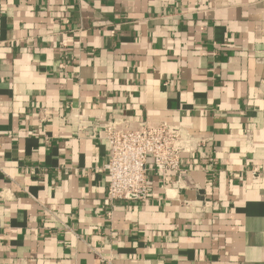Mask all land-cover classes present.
<instances>
[{"label":"crops","instance_id":"0c3cea01","mask_svg":"<svg viewBox=\"0 0 264 264\" xmlns=\"http://www.w3.org/2000/svg\"><path fill=\"white\" fill-rule=\"evenodd\" d=\"M115 115L208 141L112 203ZM0 264H264V0H0Z\"/></svg>","mask_w":264,"mask_h":264},{"label":"built area","instance_id":"2783aa9c","mask_svg":"<svg viewBox=\"0 0 264 264\" xmlns=\"http://www.w3.org/2000/svg\"><path fill=\"white\" fill-rule=\"evenodd\" d=\"M80 118V117H79ZM78 131L101 130L109 143L110 157L105 165L109 176L108 200L146 201L150 196L149 174L173 172L179 178L182 155L198 150L208 138L191 134L184 126L160 122L132 127L126 117L80 118Z\"/></svg>","mask_w":264,"mask_h":264}]
</instances>
